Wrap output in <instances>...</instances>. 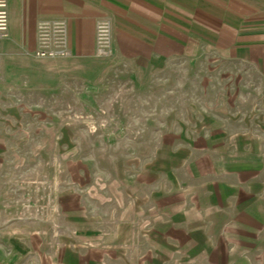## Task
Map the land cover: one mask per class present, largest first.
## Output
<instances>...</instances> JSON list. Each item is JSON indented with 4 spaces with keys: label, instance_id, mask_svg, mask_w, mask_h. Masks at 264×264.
<instances>
[{
    "label": "crops",
    "instance_id": "crops-1",
    "mask_svg": "<svg viewBox=\"0 0 264 264\" xmlns=\"http://www.w3.org/2000/svg\"><path fill=\"white\" fill-rule=\"evenodd\" d=\"M52 19L67 26L66 58L35 54L40 23ZM103 19L115 48L143 60L145 75L163 74L169 60H207V113L177 120L175 139L185 147L149 166L158 181L146 180L132 215L124 212L110 230L81 212L78 219L65 212L60 228L51 227L50 212L0 210L7 220L0 264H264V0H9V35L0 41V175L7 109L38 106L26 96L49 93L81 70Z\"/></svg>",
    "mask_w": 264,
    "mask_h": 264
},
{
    "label": "rangeland",
    "instance_id": "rangeland-1",
    "mask_svg": "<svg viewBox=\"0 0 264 264\" xmlns=\"http://www.w3.org/2000/svg\"><path fill=\"white\" fill-rule=\"evenodd\" d=\"M102 23L110 41L100 48ZM112 32L100 20L95 54L81 70L61 76L49 93L26 96L38 106L7 109L1 211L50 212L51 227L60 228L67 225L65 212L77 219L84 213L87 222L110 230L124 212L132 215V197L144 195L146 180L158 181L149 166L185 147L175 139L177 120L207 113V60H169L163 74L145 75L144 61L115 48ZM6 221L0 218V226Z\"/></svg>",
    "mask_w": 264,
    "mask_h": 264
},
{
    "label": "built area",
    "instance_id": "built-area-1",
    "mask_svg": "<svg viewBox=\"0 0 264 264\" xmlns=\"http://www.w3.org/2000/svg\"><path fill=\"white\" fill-rule=\"evenodd\" d=\"M99 47L110 41L109 25H98ZM9 35V0H0V41ZM101 45V46H100ZM39 58L67 57L70 54L68 32L64 21L52 19L43 21L39 26V47L35 51Z\"/></svg>",
    "mask_w": 264,
    "mask_h": 264
}]
</instances>
